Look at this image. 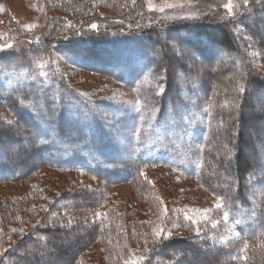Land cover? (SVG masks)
Here are the masks:
<instances>
[{"label":"rangeland","instance_id":"1","mask_svg":"<svg viewBox=\"0 0 264 264\" xmlns=\"http://www.w3.org/2000/svg\"><path fill=\"white\" fill-rule=\"evenodd\" d=\"M145 1L151 11L152 27L176 21L234 17L241 12L243 3V0H231L229 8L226 5L230 0ZM97 12L101 27L82 33V38L74 36L76 41L73 42L79 52L94 47L96 58L87 59L53 48L43 59L29 66L0 69V89L28 87L37 95V137L46 146L45 155L55 165L117 170L112 178L135 168L144 177L133 184L116 180L106 186L83 173L75 175L44 168L38 173L41 187L52 195L71 192L73 182L104 191L106 188L109 203L130 210L140 209L147 218L153 219L149 236L155 239L180 237L186 232H200L197 234L200 239L214 244L237 239L248 223L246 218H252L260 196L264 195V133L254 135L250 128L246 129L248 139L246 137L242 150L248 152L255 147L258 165L255 174L247 180L250 207L232 215L222 198L198 181L206 160L209 168L233 167L228 157L223 159L215 152L214 136L225 133L227 117L236 109L228 101L229 93H222L217 84L210 86L204 81L208 79L204 74L210 69L205 68L203 62H193L190 50L181 49L182 54L178 55L171 45L172 54L176 55L172 68L173 90L170 89L174 99L160 108L151 99L164 93L165 82L153 79L140 49L141 35L132 31L135 28L132 22L104 10ZM250 18L253 20L254 16ZM60 22L55 24L51 17L33 9L25 0H0V51L26 49L43 42L46 37H54L57 41L73 36L75 25L69 19ZM14 29L27 33V37L19 38ZM94 38L96 40L92 41ZM217 57L226 78L232 74L244 77L236 56L217 54ZM257 69L264 77V66L257 64ZM236 91L238 87L234 88ZM211 134L212 139L209 138ZM210 156L216 162H212ZM138 157L153 159L156 164L137 168L134 160ZM255 160L249 159L250 162ZM3 175L0 171V200L16 199L25 194L23 181L7 182L1 177ZM144 178L148 184L140 183ZM220 178L224 184L233 181V175L228 173ZM144 185L149 186V192ZM79 235H68L69 241ZM147 237L138 238L140 242L136 247L134 244L132 264H140L141 257L152 250L153 242ZM51 243L54 242L51 240ZM66 252L49 264H66L71 255ZM86 253L89 264H107L99 244ZM223 257L224 254L220 264H226ZM41 259L44 258H38L39 263Z\"/></svg>","mask_w":264,"mask_h":264},{"label":"trees","instance_id":"2","mask_svg":"<svg viewBox=\"0 0 264 264\" xmlns=\"http://www.w3.org/2000/svg\"><path fill=\"white\" fill-rule=\"evenodd\" d=\"M25 2L51 17L55 24L69 19L76 27L74 35L65 40L58 38L57 41L54 37H46L43 42L26 49L0 51V69L29 66L33 61L43 59L53 48L87 59L96 58L94 47L79 52L73 42L76 36L82 38V33L101 27L99 10L132 22L135 27L132 31L141 35L140 49L153 79L165 82L164 93L151 99L160 108L174 99L170 89L173 90L172 68L176 55L172 54L171 45L178 55L181 49L190 50L193 62L205 63V68L210 72L204 74L208 78L204 81L209 82L210 86L217 84L222 93L228 92V101L236 106L234 113L230 114L232 116L227 117L225 133L215 132L214 135L215 152L223 159L228 157L233 167L209 168L206 160L201 166L198 181L221 197L232 215L244 207H250L247 180L257 170V153L255 147L248 152L242 148L246 146V137L248 139L246 129L250 128L254 135L264 133V77L257 69V64L264 66V0H243L241 12L234 17L211 21H176L159 27L151 26V11L145 0ZM251 16H254L253 20H250ZM14 31L19 38L27 37V33L19 29ZM217 54L236 56L238 68L244 77L232 74L226 78L227 75L222 73V62L216 61ZM235 87L239 88L238 92H234ZM36 99L37 95L28 87L0 89V171L4 174L1 177L7 182L23 181L26 186L25 194L20 197L0 200V264H49L50 260L63 255L68 247L71 255L66 264H89L86 252L95 244L102 247L107 264H132V248L134 244L135 247L139 244L138 238L143 236H148L147 240L153 242V248L140 264H151L155 260L158 261L156 264H220L223 254L226 264H264L263 194L252 218H246L248 223L239 233L240 236L223 244L200 239L197 236L200 232L155 239L149 236L153 219L147 218L140 209L130 210L109 203L106 188L104 191L73 182L71 192L57 195L48 192L49 196L41 187L38 177L39 170L44 168L75 175L83 173L106 186H111L112 181L116 180L133 184L144 176L135 168L124 170L123 175L112 178L117 175V170L102 171L52 163L45 155L46 146L37 137ZM209 138L212 139L213 135ZM210 159L216 162L213 156ZM249 159L256 160L250 162ZM134 164L138 168L153 166L156 162L138 157ZM227 173L233 175V181L224 184L220 175ZM140 183L148 184L145 178ZM144 186L149 192V186ZM79 233L78 238L69 241L68 235ZM38 258L44 259L39 263Z\"/></svg>","mask_w":264,"mask_h":264},{"label":"snow or ice","instance_id":"3","mask_svg":"<svg viewBox=\"0 0 264 264\" xmlns=\"http://www.w3.org/2000/svg\"><path fill=\"white\" fill-rule=\"evenodd\" d=\"M245 2H247V0H245ZM226 7H231V0H230V2H229V4L228 5H226ZM241 91H243V89H240ZM161 92H163V88H161ZM218 207H220V206H222L221 204H218L217 205ZM228 217H227V214L225 215V219H227ZM237 223H238V221H237ZM157 235H159V233H157ZM238 235V234H237ZM141 259H143V257H141ZM245 259H247V257H245Z\"/></svg>","mask_w":264,"mask_h":264}]
</instances>
